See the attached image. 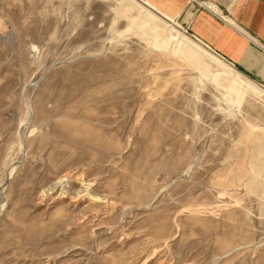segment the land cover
Returning a JSON list of instances; mask_svg holds the SVG:
<instances>
[{
    "label": "rangeland",
    "instance_id": "374dc122",
    "mask_svg": "<svg viewBox=\"0 0 264 264\" xmlns=\"http://www.w3.org/2000/svg\"><path fill=\"white\" fill-rule=\"evenodd\" d=\"M167 2L0 0V264H264V86Z\"/></svg>",
    "mask_w": 264,
    "mask_h": 264
},
{
    "label": "crops",
    "instance_id": "0c3cea01",
    "mask_svg": "<svg viewBox=\"0 0 264 264\" xmlns=\"http://www.w3.org/2000/svg\"><path fill=\"white\" fill-rule=\"evenodd\" d=\"M167 1L161 15L264 86V0Z\"/></svg>",
    "mask_w": 264,
    "mask_h": 264
},
{
    "label": "bare ground",
    "instance_id": "6f19581e",
    "mask_svg": "<svg viewBox=\"0 0 264 264\" xmlns=\"http://www.w3.org/2000/svg\"><path fill=\"white\" fill-rule=\"evenodd\" d=\"M209 58H211V59H213V60H215L216 61V59L212 56V55H207ZM225 67V66H224Z\"/></svg>",
    "mask_w": 264,
    "mask_h": 264
}]
</instances>
